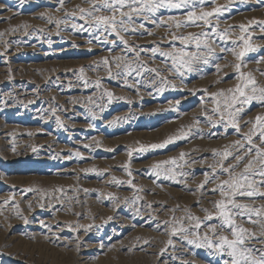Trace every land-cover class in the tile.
I'll return each mask as SVG.
<instances>
[{"label": "rangeland", "instance_id": "obj_1", "mask_svg": "<svg viewBox=\"0 0 264 264\" xmlns=\"http://www.w3.org/2000/svg\"><path fill=\"white\" fill-rule=\"evenodd\" d=\"M217 7L211 26L188 22L189 12ZM81 8L92 10L87 0H0V264H224L226 254L183 237L207 233L215 242V225L231 238L214 203L228 179L222 168L239 173L248 149L264 148L256 121L264 100L225 106L241 73L264 87V0H188L145 13L120 32L127 45L82 19ZM189 33H207L201 40L214 52L202 45L208 62L177 72L160 51L185 47L173 34ZM241 37L253 50L238 59ZM185 50L197 51L194 43ZM126 64L141 74L126 76ZM236 200L264 210V196ZM232 211L244 212L235 222L253 234L246 243L258 256L264 215ZM181 226L189 231L172 236Z\"/></svg>", "mask_w": 264, "mask_h": 264}, {"label": "snow or ice", "instance_id": "obj_2", "mask_svg": "<svg viewBox=\"0 0 264 264\" xmlns=\"http://www.w3.org/2000/svg\"><path fill=\"white\" fill-rule=\"evenodd\" d=\"M87 2L91 5L92 10H86L81 8L80 13L81 18L90 17L92 22L94 23L97 30L103 28L104 31H111L115 33L125 45L128 44L127 40H124L122 36H120V32H128L129 26L133 23L134 17H144V19H149L150 17L145 15V13L154 14L158 9L161 8H181L188 3V0H87ZM201 3H204V0H200ZM63 3V0H61ZM106 9L110 15L103 14H94L100 13L101 9ZM127 9V11H125ZM223 11L222 7L214 8L212 11H204L199 16H197L194 12H189L188 22L195 24L196 21L202 20L204 24L210 25L209 17H212L214 14L220 13ZM117 15H119V19H117ZM170 20H174V18L170 17ZM164 21H161L163 23ZM184 25L183 21L175 20V26L177 28ZM74 28H77V25H73ZM82 27V26H79ZM143 28V24L140 25ZM243 29V26H241ZM135 31V29H133ZM151 35V33H149ZM201 36H207V33H201L199 35L189 33L187 36H176L173 34L174 40H179L182 44L185 45L183 48H173L171 51H160V55L165 58H171L172 67L179 72L180 68L187 66L189 70H191V64L193 61H198L203 59L204 63H207V55H210L214 52V49L210 46L207 41L201 40ZM244 40V37H241ZM194 43L196 52H189L185 49L188 44ZM245 48L243 51L239 53H235L237 58L240 59L244 56L246 51L253 50L250 45H248L247 40H244ZM207 49V55L201 56L200 49L201 47ZM130 51L132 49H129ZM223 51V49H221ZM159 51L158 48L152 49L153 54ZM136 56L139 57V52L136 53ZM117 61L123 59V57H116ZM104 63L107 65L109 63L108 59H104ZM117 68L120 67V64L117 63ZM127 71L125 75H131L133 71L136 72L137 75H140V69H133L131 64L125 65ZM219 70V66L217 65ZM237 70L239 71L240 65H236ZM111 70L109 69V72ZM149 72H155L159 75V72L155 68L146 69ZM240 79L243 81L242 84H238L235 89H229L230 92H233V96L231 97V102L226 101V108L231 109L237 103L239 104H248L253 99L264 100V87H258L255 79L249 74L245 75L243 73L240 74ZM249 91L251 94H249ZM259 92V96L256 93ZM222 94V93H221ZM111 95V94H109ZM215 95V94H213ZM219 107V102H217ZM218 110V109H217ZM239 111V109H236ZM223 116V113H221ZM234 113L232 111L228 112L229 122L235 125V120L232 119ZM256 121L261 128L260 137L261 140L264 141V117H256ZM255 127V126H254ZM246 139L249 144H252V135L248 134ZM170 141H165L164 144L169 143ZM164 144L161 145H152L151 147H163ZM236 144L243 147L239 141H236ZM253 147H256L253 145ZM78 155V153H77ZM131 155V152L129 153ZM183 153L181 154V158H183ZM230 155V153L225 152V158ZM247 156H251V159L247 160V163L244 164L243 170L239 173L235 172V167L238 165H230L228 168H222V170L228 173V179L220 182L219 192L222 197L221 200L214 202L215 207L218 209V217L221 218V223L218 226L221 229L228 228L230 229V236L224 235L222 233H217V226L209 225L210 231L213 233V236L216 237L215 242L212 239H209L207 233L204 234L203 237H200L199 234H196L195 238L189 239L186 235L183 237L184 239H188L189 244H195L197 247L207 246L209 248H213L216 252L221 254H226L229 259L224 261V264H264V250L260 251V254L257 256L254 250L249 247L246 243L247 240L253 238V234L250 231L242 226H239L235 222V215H243V211H238L233 213V209L237 210H247L249 213V218L254 214L256 216L264 215V210L249 208L247 204L238 203L236 198L238 196H248L252 197L255 195L264 196V192H260L258 190L257 181L255 179L256 176H259L260 184L264 185V148L256 147L255 155H252V148H249ZM235 159L238 162H242L244 157L236 156ZM171 163H175V160L170 161ZM169 161H163L161 163L168 164ZM155 167H159L156 165ZM231 169V170H230ZM131 175V173H129ZM209 178L206 176L204 183H208ZM131 183V181H129ZM203 187V185H201ZM216 191V189H213ZM230 206V207H229ZM205 211H207L205 209ZM213 218L212 214H208L205 219L211 220ZM190 220H195V228L199 229L202 221L198 217L189 216ZM256 223V221H252ZM168 223V222H165ZM189 230L181 226L180 228L173 227L171 235L175 236L177 233H187ZM173 241L171 239L168 240V244H172Z\"/></svg>", "mask_w": 264, "mask_h": 264}, {"label": "bare ground", "instance_id": "obj_3", "mask_svg": "<svg viewBox=\"0 0 264 264\" xmlns=\"http://www.w3.org/2000/svg\"><path fill=\"white\" fill-rule=\"evenodd\" d=\"M85 257V256H84ZM85 259V258H84ZM178 260V259H177Z\"/></svg>", "mask_w": 264, "mask_h": 264}]
</instances>
